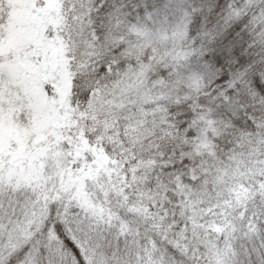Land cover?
Wrapping results in <instances>:
<instances>
[{"label": "snow or ice", "instance_id": "obj_1", "mask_svg": "<svg viewBox=\"0 0 264 264\" xmlns=\"http://www.w3.org/2000/svg\"><path fill=\"white\" fill-rule=\"evenodd\" d=\"M0 264H264V0H0Z\"/></svg>", "mask_w": 264, "mask_h": 264}]
</instances>
